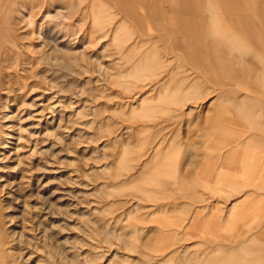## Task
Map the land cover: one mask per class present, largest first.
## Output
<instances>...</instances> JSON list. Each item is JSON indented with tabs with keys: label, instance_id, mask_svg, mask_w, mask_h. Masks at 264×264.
<instances>
[{
	"label": "rangeland",
	"instance_id": "374dc122",
	"mask_svg": "<svg viewBox=\"0 0 264 264\" xmlns=\"http://www.w3.org/2000/svg\"><path fill=\"white\" fill-rule=\"evenodd\" d=\"M0 90V264H264V0H0Z\"/></svg>",
	"mask_w": 264,
	"mask_h": 264
},
{
	"label": "crops",
	"instance_id": "0c3cea01",
	"mask_svg": "<svg viewBox=\"0 0 264 264\" xmlns=\"http://www.w3.org/2000/svg\"><path fill=\"white\" fill-rule=\"evenodd\" d=\"M237 108L235 109V110H239L240 108V105H237L236 106ZM219 138V141H224V142H227V143H229V144H232V145H237V146H245V145H248L246 142L244 143V142H241L240 141V139L239 140H237V139H234V138H231V139H228V135L227 134H225V135H222V136H219L218 137ZM198 157V155H196V158ZM187 158L189 159V160H187L186 161V164H193V162H194V159H193V156H191V153L189 152V154H188V156H187ZM162 163V162H161ZM221 168V167H220ZM219 168V169H220ZM219 173H221L220 171L219 172H215L214 173V170L212 171V172H210V174H211V176H212V178L214 177V176H219L218 178H220V177H222V176H220L219 175ZM168 174H171V173H168ZM175 174H177L176 173V171H173V175L175 176ZM210 176V177H211ZM172 177V176H171ZM199 215V214H198ZM198 215H196L195 217H194V219L192 220V223H191V225H192V227H195L194 225H195V223L197 222V220H198ZM190 221H191V219H190ZM169 238H171V235H169V234H164L163 236H159V240H158V242L160 243V244H162L164 241H167ZM166 239V240H165ZM157 242V243H158ZM145 245H146V243H145ZM153 249H155V248H153ZM158 248H156V250L155 251H158L157 250Z\"/></svg>",
	"mask_w": 264,
	"mask_h": 264
},
{
	"label": "bare ground",
	"instance_id": "6f19581e",
	"mask_svg": "<svg viewBox=\"0 0 264 264\" xmlns=\"http://www.w3.org/2000/svg\"><path fill=\"white\" fill-rule=\"evenodd\" d=\"M200 17H201V16H200ZM208 18H209V17H208ZM32 23H33V22H32ZM163 28H164V26H163ZM169 36H170V35H169ZM6 53H7V52H6ZM75 65H76V64H75ZM64 68H65V67H64ZM139 77H140V76H139ZM139 77H138V78H139ZM141 78H142V76H141ZM139 80H140V79H139ZM227 85H228V84H227ZM227 85H225V87H226ZM223 87H224V85H223ZM0 91H1V90H0ZM247 93H248V92H247ZM248 94H249V93H248ZM251 96H253V95H251ZM170 101H171L174 105L176 104V105L178 106V103H177L178 101L176 100L175 97L171 98ZM176 105H175V106H176ZM149 113H150V112H149ZM175 118H177V116L173 117V116L170 115V118H169L167 124H170V126H171V124L173 123V121L175 120ZM166 121H167V120H166ZM166 121H165V124H166ZM158 154H159V153H158ZM159 155H160V154H159ZM143 156H144V155H143ZM138 159H140V158H138ZM157 159H158V158H157ZM136 160H137V159H136ZM138 161H139V160H138ZM161 162H162V161H161ZM246 162H247V161H246ZM246 162H245V163H246ZM246 164H247V163H246ZM161 166H162V165H161ZM163 167H164V166H163ZM163 171H164V169H163ZM166 171L169 172V173H171V174H173V171H174V170L171 169V168H167ZM245 176H246V174H245ZM253 177H255V176H253ZM253 177H252V178H253ZM256 179H257V178H256ZM228 186H229V185H228ZM60 212L63 213L62 210H61ZM241 241H242V240H241ZM209 260H211V259H209ZM206 261H207V259H206ZM199 264H200V263H199Z\"/></svg>",
	"mask_w": 264,
	"mask_h": 264
}]
</instances>
